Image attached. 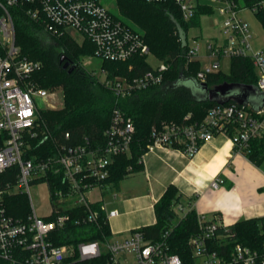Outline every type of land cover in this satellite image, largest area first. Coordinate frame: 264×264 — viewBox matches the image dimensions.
<instances>
[{"label": "built area", "instance_id": "1", "mask_svg": "<svg viewBox=\"0 0 264 264\" xmlns=\"http://www.w3.org/2000/svg\"><path fill=\"white\" fill-rule=\"evenodd\" d=\"M150 4H167L186 22L203 8L217 14L218 37L207 44V57L214 62L205 65L197 74L200 83L221 69L220 60L250 59L258 75L257 88L264 93V49L255 51L249 24L241 16L243 10L264 11V1L248 8L235 0H141ZM20 10L35 24L54 37L75 34L94 45V56L108 62L124 63L136 56L151 53L143 35L113 16L100 0H0V261L4 264H77L107 256V264H184L173 253L171 234L178 221L186 218L193 208L181 201L173 206L177 219L158 240L150 239L142 228L118 240L79 241L59 246L57 235L71 227L98 225L104 215L106 222L118 216L106 204L93 203L88 194L99 188H111L108 179L116 158L130 156L136 127L131 117L119 108L114 109L109 128L102 141L85 137L82 144L62 146L56 157L34 162L25 159L26 139L34 132L40 111L55 108L57 95L39 86L34 76L42 64L21 55L16 44L14 11ZM200 45L188 43L186 58L199 60ZM170 65L160 63L153 70L135 78L119 76L100 81L117 98L160 86ZM43 104L44 107L39 105ZM186 119H189L187 117ZM217 135L230 138L234 151L244 155L250 142L264 137V106L254 111L230 102L216 104L199 123H166L153 127L150 142L143 158L159 150H175L194 158L202 146ZM67 139L70 138L66 134ZM18 170H10L12 168ZM225 181L215 178L210 188L218 190ZM45 184L49 190L51 213L38 216L30 196V188ZM27 193L32 211L26 216L11 214L8 199ZM117 195H115V198ZM84 209V218H74L73 212ZM73 211V212H70ZM197 214V213H196ZM199 232L189 240L196 264H264V251L249 246L231 244L230 227L217 216L197 214ZM216 243L223 251L211 249ZM230 247V250L227 247Z\"/></svg>", "mask_w": 264, "mask_h": 264}, {"label": "trees", "instance_id": "2", "mask_svg": "<svg viewBox=\"0 0 264 264\" xmlns=\"http://www.w3.org/2000/svg\"><path fill=\"white\" fill-rule=\"evenodd\" d=\"M245 7L252 8L264 0H235ZM120 13L144 33L152 54L161 63L169 64V71L160 86L133 93L125 98H117L97 78L87 72L79 63L81 54L94 55V45L85 40L79 45L69 36L54 37L29 18L22 11L15 10L16 44L21 55L40 62L42 68L34 78L39 86L49 90L60 88L63 94V107L59 111L41 110L34 132V137H27L25 159L39 162L58 155L62 146L82 144L85 137L91 141H102L109 128L114 109L119 108L131 117L136 127V134L130 156L116 158L111 167L108 183L117 186L127 176L142 171L140 158L146 152L153 127L161 128L166 123H199L204 120L211 102H198L192 89L179 83L181 77L194 79L201 70L199 61L189 62L188 31L199 26L203 15H210L213 10L203 8L190 21L186 22L177 12H170L167 4H150L141 0H116ZM264 24V11L255 13ZM136 30V29H135ZM67 57L72 73L64 70ZM107 62L108 78L119 76L130 79L153 70L147 56H136L127 62ZM258 75L250 59L236 58L230 61V72L221 71L208 76L206 84L216 87L224 83L257 87ZM189 117V119H186ZM66 134L70 138L65 137ZM249 161L258 167H264V137L250 142L245 152ZM10 170H18L16 167ZM25 196L17 195L8 199L10 212L14 216H26ZM181 201L175 189H169L155 205L156 223L142 228L146 236L158 240L173 226L177 215L173 206ZM73 212V211H70ZM74 218L86 216L84 209L73 212ZM231 244L240 243L255 250L264 251V218L241 221L230 226ZM199 232L197 214L192 211L175 225L170 244L173 253L179 255L184 264H196L189 246V240ZM112 239L110 225L104 215L98 225H71L57 235V245L76 244L79 241H107ZM211 249L220 252L225 248L219 244H210ZM230 247H227V250ZM107 256L87 263L107 264ZM0 264H4L0 261Z\"/></svg>", "mask_w": 264, "mask_h": 264}, {"label": "crops", "instance_id": "3", "mask_svg": "<svg viewBox=\"0 0 264 264\" xmlns=\"http://www.w3.org/2000/svg\"><path fill=\"white\" fill-rule=\"evenodd\" d=\"M215 178L225 181L218 190L210 188ZM171 188L197 214L217 216L228 227L264 218V167L256 166L245 154L236 153L230 138L224 135L204 144L192 159L175 150L145 155L142 171L127 176L117 186L111 183V188L100 191L98 200L92 202L106 204L109 211L118 212L110 221L135 215L125 227L111 230L115 239L123 240L132 231L156 223L155 205ZM116 200L134 209H109L108 204Z\"/></svg>", "mask_w": 264, "mask_h": 264}, {"label": "rangeland", "instance_id": "4", "mask_svg": "<svg viewBox=\"0 0 264 264\" xmlns=\"http://www.w3.org/2000/svg\"><path fill=\"white\" fill-rule=\"evenodd\" d=\"M101 4L116 18L120 19L123 23L133 27L136 29L139 33H141L146 41L145 33L139 28L135 26V23H132L131 20H128L123 16L117 6L116 0H100ZM241 16L245 19V21L249 24L251 33L253 35V38L251 40L252 47L255 51H260L264 49V24L262 21L258 18V16L253 13L250 10H246L242 12ZM218 19L217 14L213 15H203L200 18L199 26L189 29L188 31V43L189 45L193 44V41H196L200 45V52H199V60L201 61V69L205 65L212 64L214 61L207 57V44L210 40H212L215 36L219 35L218 28L216 26V20ZM75 42H77L79 45L83 44V38L75 34L74 36ZM147 43V42H146ZM148 45V43H147ZM149 46V45H148ZM150 48V47H149ZM148 57V62L153 67H157L161 62L156 59V57L152 54V51ZM79 63L80 65L90 74H92L95 78H97L99 81L104 80L107 67V62L103 61L100 58L95 57L92 54H81L79 56ZM221 63V69L220 71L228 74L230 72V60L228 59H222L220 60ZM108 75V74H107ZM50 92H53L57 95L56 99L52 101V105H54L55 108H48L49 110L53 111H59L63 107V94L62 90L60 88H54L49 89ZM40 107H44L43 104L39 105ZM47 109V110H48ZM122 189H123V183ZM125 188V187H124ZM101 189L96 188L92 190L87 196L88 198L92 200H98V193H100ZM22 196H25L26 200V210L28 212L32 211L31 207V201L32 204L40 217L48 216L51 213V206H50V196H49V190L48 187L45 184H35L32 185L30 188V196L31 201L29 199V196L27 193L20 194ZM114 194H112L113 197ZM109 209H117V210H126L130 211L134 209V206L126 204H121L120 200H116L112 203L108 204ZM135 218V215L129 216V217H122L118 220L110 221L109 225L110 228L113 231H117L120 227H125L131 219Z\"/></svg>", "mask_w": 264, "mask_h": 264}, {"label": "water", "instance_id": "5", "mask_svg": "<svg viewBox=\"0 0 264 264\" xmlns=\"http://www.w3.org/2000/svg\"><path fill=\"white\" fill-rule=\"evenodd\" d=\"M64 61L63 69L68 70L69 74L72 73L74 66L70 67V62L67 61L65 55L62 56L61 63ZM179 83L189 86L198 102H211L219 105L234 102L245 107L251 105L254 111H260L264 106V93L257 87L224 83L210 88L206 83H198L194 79L187 80L184 77L180 78Z\"/></svg>", "mask_w": 264, "mask_h": 264}]
</instances>
